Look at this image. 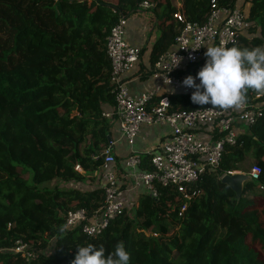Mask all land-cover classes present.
<instances>
[{
    "label": "trees",
    "instance_id": "obj_1",
    "mask_svg": "<svg viewBox=\"0 0 264 264\" xmlns=\"http://www.w3.org/2000/svg\"><path fill=\"white\" fill-rule=\"evenodd\" d=\"M143 1L153 8L140 10ZM180 2L187 21L203 23L238 0ZM244 2L249 35L230 47L264 49V0ZM175 6L176 0H0V264H71L78 246L102 245L107 255L119 242L129 264H264V225L255 207L264 200V94L252 90L247 101L260 105V118L226 146L218 171L195 184L199 195L186 201L173 186L157 185L156 198L140 195L132 214L116 216L101 235L63 230L68 210L92 213L104 202L101 188L65 191L58 183L93 179L109 144L114 120L102 112L114 105L105 52L111 27L121 16L144 15L158 31L151 66L182 28ZM191 93L170 95L169 111L219 109L193 104ZM149 162L143 155V168ZM253 166L259 179L245 182L237 199L218 175ZM54 180L53 189L41 187ZM51 239L53 252L44 257ZM17 240L35 249L29 262L6 251Z\"/></svg>",
    "mask_w": 264,
    "mask_h": 264
},
{
    "label": "built area",
    "instance_id": "obj_2",
    "mask_svg": "<svg viewBox=\"0 0 264 264\" xmlns=\"http://www.w3.org/2000/svg\"><path fill=\"white\" fill-rule=\"evenodd\" d=\"M172 14L182 28L171 46L161 54L144 72L155 82L152 88L138 94L132 93L123 80L124 74L137 67L141 48L126 39L128 17H120L110 29L105 41V52L110 62L109 84L114 97L111 109L102 115L114 120L120 138L129 148L128 154L117 162L112 152L113 140L108 141L101 153L102 162L97 172L103 190L101 207L88 213L84 208L68 210L64 215V231L80 228L87 236L101 235L111 220L126 209L125 192L140 188L152 198L158 196L156 186H173L186 200L199 195L195 184L207 173L219 169L226 146L234 145L244 128L253 126L260 118V105L246 102L239 109L219 110L215 108L193 111H169V96L182 92H193L182 81L188 75L194 78L205 63L207 46L230 47L239 36H248V13L250 5L238 0L232 8L212 10L203 23L187 21L181 13L182 3L176 0ZM140 10H150L153 4L143 1ZM196 83H199L197 80ZM257 94L255 97H259ZM166 127L169 131L147 153L134 149L144 126ZM150 155V168H143V155ZM95 158V157H94ZM81 172V168L76 166ZM227 172L218 175L221 178ZM257 181L259 166L247 173ZM186 208L184 204L180 210ZM10 227V225H8ZM5 250V249H4ZM6 251L18 254L29 262L35 255L28 243L17 240Z\"/></svg>",
    "mask_w": 264,
    "mask_h": 264
},
{
    "label": "clouds",
    "instance_id": "obj_3",
    "mask_svg": "<svg viewBox=\"0 0 264 264\" xmlns=\"http://www.w3.org/2000/svg\"><path fill=\"white\" fill-rule=\"evenodd\" d=\"M204 56L205 63L195 78L188 75L182 81L184 87L194 89L190 96L193 104L239 109L246 104L249 90L264 94V49L207 46ZM129 261L130 254L123 242L117 243L107 255L102 245L89 243L76 248L71 264H129Z\"/></svg>",
    "mask_w": 264,
    "mask_h": 264
},
{
    "label": "crops",
    "instance_id": "obj_4",
    "mask_svg": "<svg viewBox=\"0 0 264 264\" xmlns=\"http://www.w3.org/2000/svg\"><path fill=\"white\" fill-rule=\"evenodd\" d=\"M126 39L129 43L133 44L136 47L143 48L146 47V50L143 52L140 58V62L135 69L127 72L123 76V80L126 81L130 91L132 93L138 94L146 89L152 88L155 82L152 81L151 78H148V75L145 74L144 70L148 65V55L149 50L153 41L156 38V34H154L155 30L152 29L151 23L147 20V18L141 13L131 14L129 16L127 25H126ZM111 107L104 106V110H110ZM169 130L166 127L160 126H144L142 127L139 138L135 142L134 149L139 151L140 153H147L151 151L156 144L163 138L165 134H167ZM111 140H113V149L112 152L116 156L117 162H121L126 154L129 152L128 146L125 142L120 138L117 127L110 130ZM235 172H243L241 170H234ZM231 173V174H232ZM93 181H86L87 189L80 190H88L95 187H102L100 181L98 179L97 172L93 173ZM92 178V177H91ZM85 186V183H80V186ZM145 194L143 190L134 188L129 189L125 192L126 196V209L131 210L132 208L137 207L139 201V196ZM146 195V194H145Z\"/></svg>",
    "mask_w": 264,
    "mask_h": 264
},
{
    "label": "rangeland",
    "instance_id": "obj_5",
    "mask_svg": "<svg viewBox=\"0 0 264 264\" xmlns=\"http://www.w3.org/2000/svg\"><path fill=\"white\" fill-rule=\"evenodd\" d=\"M244 1V0H242ZM129 19V17H128ZM126 29V27H125ZM158 31L155 30L154 34L157 35ZM116 126L114 125V128ZM245 129V128H244ZM93 179L89 178L88 182H92ZM58 183L57 180H54V181H50L48 183H45L43 185H41V187H46L48 189H53L54 186H56V184ZM61 184V189L67 191L69 189H75V188H79V189H87L88 186H86V183H85V186L81 185L80 186V183H76V182H70L69 185L67 183H63V182H59L58 185ZM64 184V185H63ZM255 207L257 208L258 210V217H259V220L261 221V224L264 225V200H257L256 204H255ZM134 208H132L131 210H129V212L132 214V211H133ZM53 252V240H49L48 242V246H47V249L42 251V254L44 257H47L49 255H51V253ZM262 258H264V255H261Z\"/></svg>",
    "mask_w": 264,
    "mask_h": 264
},
{
    "label": "water",
    "instance_id": "obj_6",
    "mask_svg": "<svg viewBox=\"0 0 264 264\" xmlns=\"http://www.w3.org/2000/svg\"><path fill=\"white\" fill-rule=\"evenodd\" d=\"M107 139L109 141L110 137H107ZM250 180V176L242 172L224 174L220 178L221 183L227 185L235 193L237 199L242 195L245 182Z\"/></svg>",
    "mask_w": 264,
    "mask_h": 264
}]
</instances>
